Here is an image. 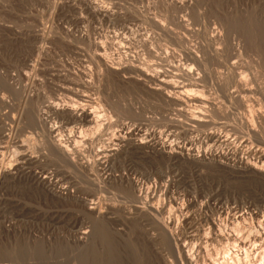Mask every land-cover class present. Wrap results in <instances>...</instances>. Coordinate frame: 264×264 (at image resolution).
Listing matches in <instances>:
<instances>
[{"label":"rangeland","instance_id":"rangeland-1","mask_svg":"<svg viewBox=\"0 0 264 264\" xmlns=\"http://www.w3.org/2000/svg\"><path fill=\"white\" fill-rule=\"evenodd\" d=\"M44 30L52 40L39 44L43 55L32 57L39 45L29 33ZM65 32L93 33L106 49L112 42L107 55L113 67L120 62L134 71L158 70L160 80H171L166 92L158 94L137 73L100 72L89 42ZM102 35L110 42L105 44ZM151 54H157L155 60ZM23 91L27 96L30 92L29 106H24ZM195 98H203L204 104L196 105ZM54 103L94 107L103 125L88 131L64 114L52 115L45 107ZM37 115L46 127L60 130L53 137L68 149H78L82 154L76 159L83 161L94 162L95 154L106 148L125 147L123 139L132 133L150 145L138 151L125 148L108 173L96 166V172L82 174L46 157L39 142L43 133L33 118ZM12 119L17 122L15 143L40 146L25 147L39 159L38 166L26 165L25 171L48 170L64 197L51 195L25 177L0 181V264H264V162L259 159L264 154V0H0V133L5 126L9 129ZM212 133L219 142L209 138ZM157 145L174 154L207 152L218 159L169 160L152 150ZM124 181L148 191L147 198L142 196L145 202L131 198ZM83 203L98 207L101 215L94 217ZM141 203L164 207L157 216L163 232L151 217L135 213ZM178 206L186 209L184 218ZM85 231L87 239L81 235ZM238 239L247 247L235 245Z\"/></svg>","mask_w":264,"mask_h":264},{"label":"bare ground","instance_id":"bare-ground-1","mask_svg":"<svg viewBox=\"0 0 264 264\" xmlns=\"http://www.w3.org/2000/svg\"><path fill=\"white\" fill-rule=\"evenodd\" d=\"M89 1V0H88ZM87 2V1H86ZM90 4V6H91V3H89ZM88 4V5H89ZM97 5V4H96ZM89 6V7H90ZM89 7H86L88 10L90 9L91 11H92V9L91 8H89ZM101 8H102V6H101ZM99 9V8H98ZM97 9V10H98ZM99 11H100V9H99ZM103 11V10H102ZM173 11V10H172ZM105 13V12H104ZM178 13V12H177ZM95 14V12H93V15ZM106 14V13H105ZM109 14V13H108ZM107 14V15H108ZM166 19V18H165ZM168 21V20H167ZM166 21V22H167ZM158 26V25H157ZM159 27V26H158ZM46 30V29H45ZM45 30L44 31H42V32H40V33H38V32H36V33H29L30 35H29V37H31V38H33L36 42H34L33 40V42L34 43H37L38 45L39 44H41L42 45V47H43V44L44 43H46L48 40L50 41V38L52 37V35L50 34V31H48L49 33H47V31L45 32ZM170 31V30H169ZM87 32V31H86ZM84 33V34H82V32L79 34V35H75V34H71V33H66L65 32V35L66 34H69V35H67V37H69V38H74V39H79L78 41H80L81 40V42H84V41H87V42H89V44H87V45H89V47H88V49L90 50V48L92 47L93 48V54H90V55H92L93 56V59H95L94 60V62H96L95 64H98V68H99V71L101 72V71H114V72H116V71H122L123 73H128V74H130V72L132 73H137L135 76L138 78V77H141L140 78V80L141 79H144V81L143 82H146V83H149V84H152V85H154L156 88H152V87H149V88H152L153 90H155V91H157L158 92V94H159V91H163V89H164V91H165V88H166V85H169L168 83H170L171 82V80H170V82H166L167 80H160V71H158V70H155V69H153V71H151L152 72V74H150L148 71H150V70H147V72L146 71H144V70H141V68H137L135 65L137 64V62H136V64H133L134 65V67L135 68H137L135 71L133 70V68H132V66H128V64L127 65H125V64H120V62H119V64H117L116 63V67L114 68L113 67V65L115 64H112L113 62H110V61H112V60H110V59H108V55L110 54H108L107 55V49H108V51L109 50H111V49H109L108 47H109V45H111L112 44V42H110L108 39H107V37H105V35L103 36V37H105L107 40L106 41H104V43L105 42H107V41H109L110 42V44L109 45H107L108 47H107V49L106 48H104V47H106V46H102L103 44L101 43V45H100V42L98 43V42H96V37H94V34L93 33ZM128 32V31H127ZM165 32V31H164ZM52 33V32H51ZM100 33V32H99ZM173 33V32H172ZM22 34V33H21ZM56 34V33H55ZM78 34V33H77ZM103 34V33H102ZM127 34V33H126ZM166 34V33H165ZM214 34V33H213ZM61 35V34H60ZM65 35H63V36H65ZM70 35H72V36H70ZM97 35V34H96ZM101 35H99V37H100ZM106 36H108V35H106ZM56 37H57V35H56ZM61 36H59V37H57V38H60ZM75 37H77V38H75ZM99 37L97 38V39H99ZM109 37V36H108ZM54 38H55V36H54ZM53 38V39H54ZM62 38V37H61ZM117 38V37H116ZM175 38V37H174ZM217 38V37H216ZM220 37H218V39H219ZM222 38V37H221ZM220 38V39H221ZM67 39V38H66ZM112 38L110 37V40H111ZM144 39V38H143ZM248 39H249V37H248ZM262 39H263V37H262ZM51 40H52V38H51ZM57 40V39H56ZM63 40V39H62ZM100 40V39H99ZM101 40H102V38H101ZM216 41H217V39H215ZM214 40V41H215ZM224 40H225V38H224ZM61 41V40H60ZM74 41H76V43H78L77 42V40H74ZM221 41V40H220ZM66 42V41H65ZM67 42H68V40H67ZM86 42V43H87ZM142 42V41H141ZM70 43V42H69ZM182 43V42H181ZM215 43V42H214ZM213 43V44H214ZM245 43V42H244ZM37 44H35V45H37ZM105 44H107V43H105ZM118 44V43H117ZM127 44V43H126ZM132 44V43H131ZM144 44H146V43H144ZM45 45V44H44ZM184 45V44H183ZM249 45V44H248ZM70 46V45H69ZM37 46H35V49L33 50V56L32 57H34V54L35 55H43V54H41L42 53V47H40V45H39V47H37ZM45 47V46H44ZM111 47V46H110ZM213 47V46H212ZM240 47V46H239ZM91 48V49H92ZM201 48V47H200ZM208 48V47H207ZM85 49H87V48H85ZM100 49H101V51H100ZM158 49V48H157ZM192 49V48H191ZM206 49V48H205ZM219 49V48H218ZM239 49V48H238ZM113 50H114V48H113ZM193 50V49H192ZM226 50H227V48H226ZM225 50V51H226ZM234 50V49H233ZM237 50V49H236ZM92 51V50H91ZM91 51H89L90 53H92ZM198 51H200V50H197V52ZM207 51V50H206ZM210 51V50H209ZM214 51V50H213ZM238 51V50H237ZM195 52V51H194ZM197 52H195V53H197ZM233 52V51H232ZM184 53V52H183ZM194 53V54H195ZM223 53V52H222ZM158 54V53H157ZM156 54V55H157ZM202 54H203V52H202ZM202 54H199V55H202ZM39 55V56H40ZM152 56H153V54H151ZM155 55V56H156ZM184 55H186V56H190V54L187 52V53H184ZM224 55H225V52H224ZM150 56V55H149ZM152 56H151V58H152ZM155 56H153V60H155V58L157 57H155ZM160 55H158V57H159ZM167 56V55H166ZM169 56V55H168ZM205 56V55H204ZM31 57V56H30ZM91 57V56H90ZM122 57V56H121ZM193 57V56H192ZM199 57V56H198ZM203 57V56H202ZM135 58V57H134ZM162 58V57H161ZM191 58V57H190ZM196 58V57H195ZM229 58V57H228ZM91 59H92V57H91ZM158 59V58H157ZM165 59V58H164ZM169 59V58H168ZM192 59V58H191ZM260 59V58H259ZM110 60V61H109ZM159 60H160V58H159ZM158 60V61H159ZM163 60V59H162ZM196 60H197V58H196ZM201 59H199V60H197V61H200ZM226 60V59H225ZM228 60V59H227ZM149 61V60H148ZM166 61H167V59H166ZM196 61V62H197ZM204 61V60H203ZM145 62V61H144ZM147 62V61H146ZM145 62V63H146ZM160 62V61H159ZM163 62V61H162ZM171 62V61H170ZM191 62H192V60H191ZM152 64H153V62H151ZM227 63V62H226ZM84 64V63H83ZM155 64V63H154ZM158 64V63H157ZM156 64V65H157ZM160 64V63H159ZM200 64V63H199ZM235 64V63H234ZM89 65V64H88ZM131 65V64H130ZM139 65H140V63H139ZM151 65V64H150ZM155 65V66H156ZM161 66L163 65V64H160ZM159 65V66H160ZM183 65V64H182ZM186 65V64H185ZM184 65V66H185ZM201 65V64H200ZM200 65H198V66H200ZM227 65H228V63H227ZM31 66V65H30ZM141 66V65H140ZM147 66V65H146ZM149 66V65H148ZM148 66H147V68H148ZM170 66H173V65H170ZM231 66V65H230ZM232 66H233V63H232ZM33 67L34 66H32V70H33ZM156 67H158V66H156ZM167 67V66H166ZM177 67H178V65H177ZM234 67V66H233ZM236 67V66H235ZM27 68V67H26ZM88 68V67H87ZM96 68V67H95ZM134 68V69H135ZM151 68V67H150ZM168 68H170V67H168ZM172 68V67H171ZM187 68V67H186ZM201 68V67H200ZM230 68V67H229ZM30 69V70H31ZM157 69V68H156ZM182 69V68H181ZM232 68H230V70H231ZM30 70H28L29 72H30ZM31 70V71H32ZM79 70V69H78ZM77 70V71H78ZM96 69H94V71H95ZM187 70V69H186ZM193 70V69H192ZM191 70V71H192ZM205 70V69H204ZM235 70H237V69H235ZM33 71H35V73H36V69L34 68V70ZM86 71V70H85ZM169 71V70H168ZM176 70H174V72H175ZM183 71V70H182ZM190 71V70H189ZM227 71V70H226ZM95 72H97V71H95ZM173 72V71H172ZM177 72V71H176ZM175 72V73H176ZM179 72H180V70H179ZM201 72V71H200ZM228 72V71H227ZM71 73V72H70ZM81 73V72H80ZM83 73V72H82ZM81 73V74H82ZM94 73V72H93ZM108 73V72H107ZM162 73V72H161ZM165 73H166V71H165ZM183 73V72H182ZM187 73H189V72H187ZM233 73L234 74H236V71L234 72L233 71ZM27 73L25 72V74L24 75H26ZM30 74V73H29ZM73 74V73H72ZM89 74V73H88ZM116 74H118L117 72H116ZM167 74V73H166ZM177 74V73H176ZM231 74V73H230ZM234 74H232V75H234ZM242 74V73H241ZM32 75V74H31ZM31 75H28V76H30L31 77ZM35 75V74H34ZM71 75V74H70ZM79 75V74H78ZM78 75L76 76L77 78H78ZM84 75V74H83ZM173 75H174V73H173ZM180 75V74H179ZM184 75V74H183ZM192 75V74H191ZM201 75V74H200ZM225 75V74H224ZM244 75V74H243ZM75 76V75H74ZM73 76V77H74ZM118 76V75H117ZM127 76V75H126ZM168 76H169V74H168ZM190 76V75H189ZM206 76V75H205ZM208 76V75H207ZM239 76V75H238ZM237 76V77H238ZM242 76V75H241ZM26 77V76H25ZM75 77V78H76ZM80 77V76H79ZM83 77V76H82ZM93 77H95V76H93ZM172 77V76H171ZM175 77V76H174ZM179 77V76H178ZM187 77V76H186ZM192 77V76H191ZM196 77V76H195ZM218 77H220V76H218ZM230 77V76H229ZM240 77V76H239ZM27 78V77H26ZM26 78H25V80H26ZM34 77H32V79H33ZM81 78V77H80ZM90 78V77H89ZM136 78V80H138ZM164 78V77H163ZM180 78V77H179ZM182 78V77H181ZM180 78V79H181ZM188 78V77H187ZM190 78V77H189ZM188 78V79H189ZM223 78V77H222ZM225 78H226V76H225ZM231 78V77H230ZM233 78V77H232ZM232 78H231V80H232ZM31 79V78H30ZM35 79V78H34ZM88 79V78H87ZM93 79V78H92ZM174 79V78H173ZM200 79V78H199ZM207 79V78H206ZM240 79V78H239ZM244 79H245V77H244ZM244 79L243 80H241V81H239V82H241L242 83V81H244ZM21 80V79H20ZM76 80V79H75ZM81 80H83V79H81ZM193 79H191V81H192ZM197 80V79H196ZM200 80H202V79H200ZM26 81H28V80H26ZM32 81V80H31ZM77 81L78 82H81V81H79L78 79H77ZM85 81V80H84ZM93 81H94V79H93ZM127 81V80H126ZM183 81V80H182ZM187 81V80H186ZM191 81H189V83L191 82ZM221 81V80H220ZM230 81V79L228 80V82ZM246 81V80H245ZM19 82V81H18ZM28 82H30V81H28ZM27 82V83H28ZM34 82H35V80H34ZM78 82H77V84H78ZM83 82V81H82ZM90 82V81H89ZM89 82H87V84L89 83ZM141 82H142V80H141ZM188 82V81H187ZM194 82V81H193ZM192 82V83H193ZM200 82V81H199ZM225 82H227L226 80H225ZM227 82V83H228ZM23 83V82H22ZM95 83V82H94ZM97 83V82H96ZM174 83V82H173ZM183 83H185V82H183ZM191 83V84H192ZM197 83V82H196ZM226 83V84H227ZM32 84V83H31ZM34 84V83H33ZM85 84H86V82H85ZM90 84V83H89ZM194 84V83H193ZM192 84V85H193ZM230 84V83H229ZM240 84V83H239ZM81 85V84H80ZM91 85V84H90ZM89 85V86H90ZM174 85V84H173ZM181 85V84H180ZM179 85V86H180ZM186 84H184V86H185ZM222 85V84H221ZM234 85V84H233ZM88 86V87H89ZM92 86H93V83H92ZM177 86V85H176ZM183 86V85H182ZM180 87V91L182 90H184V89H186L185 87ZM194 86H196V85H194ZM201 86V85H200ZM226 86V85H225ZM237 86V85H236ZM247 86V85H246ZM24 87H28V85L27 86H24ZM76 87V86H75ZM82 87V86H81ZM169 87V86H168ZM190 87H193V86H190ZM197 87V86H196ZM244 87V86H243ZM145 88V87H144ZM162 88V89H161ZM228 88V87H227ZM230 88V87H229ZM65 89V88H64ZM90 89V88H89ZM91 89H92V87H91ZM143 89V88H142ZM152 89H151V91H152ZM174 89H176L177 90V88H174ZM23 90H24V88H23ZM28 90V89H27ZM26 90V91H27ZM70 90V89H69ZM166 90H167V88H166ZM179 90V89H178ZM188 90V89H187ZM226 90V89H225ZM68 91V90H67ZM169 91V90H168ZM167 91V92H168ZM173 91V90H172ZM189 91V90H188ZM194 91V90H193ZM24 92V91H23ZM86 92V91H85ZM153 92V91H152ZM151 92V93H152ZM166 92V91H165ZM165 92H163V94H165ZM170 92V91H169ZM179 92V91H178ZM184 92V91H183ZM186 92V91H185ZM25 93V92H24ZM30 93V92H29ZM28 93V96H27V93H25V97H24V106H26L27 105V103L29 104V97H30V94ZM72 93V95L73 94H75V95H77L78 93H73V92H71ZM86 93H88V92H86ZM150 93V92H149ZM161 93V92H160ZM171 93V92H170ZM187 93V92H186ZM185 93V94H186ZM194 93V92H193ZM225 93V92H224ZM157 94V93H156ZM169 94V93H168ZM174 94V93H173ZM184 94V93H183ZM74 95V96H75ZM80 95V94H79ZM78 95V96H79ZM171 95V94H170ZM169 95V96H170ZM177 95V94H176ZM179 95V94H178ZM24 96V95H23ZM186 96V95H185ZM191 96H193L192 94H191ZM77 97V96H76ZM80 97V96H79ZM79 97H77V98H79ZM161 97H163L162 95H161ZM165 97H166V94H165ZM170 97H172V96H170ZM229 97V96H228ZM235 97V96H234ZM74 98V97H73ZM81 98V97H80ZM158 98V97H157ZM167 99L169 98L168 96L166 97ZM230 98V97H229ZM76 99V98H75ZM164 99V98H163ZM181 99V98H180ZM184 99V98H183ZM196 99V98H195ZM198 99V98H197ZM194 100L197 104L196 105H202V104H204L203 102H202V99L200 100ZM234 99V98H233ZM55 100V99H54ZM79 100V99H78ZM77 100V101H78ZM169 100V99H168ZM187 100V99H186ZM205 100V99H204ZM60 101V100H59ZM76 101V100H75ZM79 101H84V100H79ZM184 101V100H183ZM31 102V101H30ZM46 102V101H45ZM168 102V101H167ZM170 102H172V101H170ZM191 102V101H190ZM207 102V101H206ZM31 104V103H30ZM29 104V105H30ZM34 104V103H33ZM74 104V103H73ZM22 105V104H21ZM29 105H27V106H29ZM46 105V104H45ZM70 105V104H69ZM79 105H81V104H79ZM91 105V104H90ZM94 105V104H93ZM195 105V104H194ZM242 105V104H241ZM244 105V104H243ZM172 106V105H171ZM199 106H197V107H199ZM79 107V106H78ZM75 108V107H69V106H61V105H58V104H56V103H54V104H50L49 106H46L45 107V109H46V111L48 112V113H50V114H64V116L66 115V116H68L69 117V120H71V122H73V123H78V124H80V126L82 125V126H86V127H88L89 128V130L88 131H92V130H94V132H95V129H97V131H98V129H99V127L101 126V125H103V124H101V122L103 121L102 120V114H101V116L99 115L100 113H98L95 109H94V107L92 108L91 106H81L80 108ZM96 107V106H95ZM194 107V106H193ZM28 108V107H27ZM29 109V108H28ZM98 109V108H97ZM201 109V108H200ZM203 109V108H202ZM24 110V109H23ZM38 110V109H37ZM203 111V110H202ZM21 114H22V112H21ZM23 114H25V111L23 112ZM35 114H36V112H35ZM39 115V114H38ZM38 115L37 116H33V118H34V122H35V125L37 126V127H39V129H41L42 130V132L41 133H43V139H42V137L40 136V135H37L38 137L40 136L41 137V140L39 141L40 142V145H41V142H42V145H41V147H43V148H41V149H43V151H46L48 154H49V156H46V157H51V159L53 160H55L57 163H58V165H63V166H70L71 165V167H72V169H75L77 172H79V173H82V174H87V173H90L91 172V174H92V172L93 171H95L94 170V168L96 167V166H99V167H101V168H103L104 170H105V172L107 171V173H108V171L111 169V167H112V165H114V162L118 159V158H120L124 153H125V148H131V149H133V151L136 149L137 151H138V149H144L145 147L147 148V146H149V145H147L146 143H145V141L144 142H142V141H140L141 140V138H140V140H138V138L137 137H134L135 135L133 134H130V135H128V137H127V139L126 138H124L123 139V142H125L124 144L126 145L125 147H118V148H111V149H108V148H106V149H104V150H102V152H99V154H95L96 155V159H95V161L93 162V160H91L92 162H90V160H88V161H83V158H82V160H81V157L79 158V159H76L78 156H76V155H80V154H82V153H80L79 152V154H78V149L76 150L74 147V149H68V146L66 145H61L58 141H57V139H55L57 136L55 135V134H57L58 132H60V130H58V132L56 133V129L54 130L53 128H51V127H46V125H44V123H43V121L38 117ZM21 115H19V117H20ZM59 116H61V115H59ZM104 116V115H103ZM197 117H199V116H197ZM206 117V116H205ZM14 118V117H13ZM30 118V117H29ZM16 119V118H15ZM20 119V118H19ZM21 120V119H20ZM20 120H17L16 119V121H18V123H19V121ZM43 120H44V118H43ZM4 121V120H3ZM11 122H13L12 123V125L11 126H9V129L8 130H6L5 129V127H4V129H3V131L0 133V141H1V143H0V181L1 180H3V181H5V180H9V179H12V180H16V179H20L21 180V178H24L25 177V179H27V180H29V181H31L33 184H35V185H37V186H39V187H42L43 189H45L47 192H49L51 195L53 194L54 196H57V198L58 197H61V196H63L64 194H61L62 192L58 189V191H57V189H55V188H57V187H55L54 185L55 184H53L54 182H52V180H51V177H50V172H48V170H41L40 172L39 171H31V170H28L27 172L25 171V169H24V166H26V165H35V166H38V163H39V159H37L36 157H34V156H32V154L30 155V154H28V152H27V150L25 149V147H28L29 145H27V143H26V145L27 146H25L24 147V145L22 144V145H19L17 142L15 143L14 141H13V139H12V136H13V134L15 133L16 134V132H15V129H14V127H13V125H15V123H17V122H15V120L14 119H12V121ZM194 122H195V124L198 122V120H197V122L194 120ZM247 122V121H246ZM209 123V122H208ZM194 124V125H195ZM200 124V123H199ZM17 125V124H16ZM15 125V126H16ZM53 125V124H52ZM204 125V124H203ZM206 125H208L207 123H206ZM253 125V124H252ZM51 126V125H50ZM249 126H251V125H249ZM19 128V127H18ZM56 128V127H55ZM62 128V127H61ZM245 128V127H244ZM248 128V127H247ZM33 129V128H32ZM101 129V128H100ZM84 131V130H83ZM254 131V130H253ZM5 132H8V133H5ZM18 133L19 132H21L20 130H18L17 131ZM255 132V131H254ZM97 133V132H96ZM115 133V132H114ZM100 134V133H99ZM136 134V133H135ZM143 134V133H142ZM151 134V133H150ZM18 135V134H17ZM53 135H54V137H53ZM60 135V134H59ZM58 135V136H59ZM95 136V135H94ZM93 136V137H94ZM113 136V135H112ZM16 137V136H15ZM141 137V136H140ZM144 137V136H143ZM142 137V138H143ZM97 138V137H96ZM114 138V137H113ZM209 138L211 139V140H214V141H218L219 142V139H220V137H218L217 136V134H214V133H212V134H209ZM209 138H208V140H209ZM62 139V138H61ZM90 139V138H89ZM144 139V138H143ZM206 139V138H205ZM43 140V141H42ZM86 140V139H85ZM96 140V139H95ZM89 141V140H88ZM108 141V140H107ZM213 141V142H214ZM71 142V141H70ZM86 142V141H85ZM91 142V141H90ZM68 143V142H67ZM73 143V142H72ZM34 143H30V146H32ZM63 144H65V143H63ZM91 144V143H90ZM109 144V143H108ZM123 144V143H122ZM37 145V144H36ZM69 145V144H68ZM71 145V144H70ZM103 145V144H102ZM106 145V144H105ZM30 146H29V148H30ZM34 146V145H33ZM32 146V148H35V147H33ZM74 146H76V145H74ZM78 146V145H77ZM39 147V148H38ZM72 147V146H71ZM78 148V147H77ZM101 148V147H100ZM189 148V147H188ZM35 149H40V146H37V148H35ZM29 150V149H28ZM30 150H32V151H34L33 149H30ZM74 150V152H72ZM149 150V149H148ZM152 150L156 153H161V154H163V155H165L169 160L170 159H175V158H181V159H183V157L185 158V159H188V160H190V161H192V162H194V161H201V160H203V161H210V160H215V161H217V159H218V157H216V156H213L212 154H209V153H205L204 152V154L203 155H201V154H192L191 152H189V151H186L185 153H173V152H171V151H167V149L164 147V146H153V148H152ZM39 151V150H38ZM80 151V150H79ZM96 151V150H95ZM99 151V150H98ZM180 151V150H179ZM39 152H41L42 153V155H43V152H42V150H40ZM88 152V151H87ZM86 152V153H87ZM127 152H129V151H127ZM198 152V151H197ZM29 153H31V152H29ZM98 153V152H97ZM35 154V153H34ZM38 154V153H37ZM40 154V153H39ZM151 154H153V153H151ZM262 154V153H261ZM260 154V156L261 157H259V159H260V161H261V159L263 160L262 162H264V154H262L261 155ZM41 155V154H40ZM39 155V156H40ZM95 155H93V156H95ZM38 156V155H37ZM45 156V155H44ZM84 157V156H83ZM38 158H40V157H38ZM93 158H95V157H93ZM125 158V157H124ZM178 158V159H179ZM220 158V157H219ZM41 159H42V157H41ZM43 159H45V157L43 158ZM50 159V158H49ZM89 159V158H88ZM173 159V160H174ZM51 160V161H52ZM122 160V159H121ZM187 160V161H188ZM44 161V160H43ZM248 161V160H247ZM117 162V161H116ZM121 162V161H120ZM261 162V163H262ZM40 163H42V161L40 162ZM252 163V162H251ZM43 164V163H42ZM117 164V163H116ZM207 164V163H206ZM209 164V163H208ZM239 164H240V162H239ZM217 165V164H216ZM222 165V164H221ZM48 166H49V164H48ZM48 166H44V167H46V169H48L47 167ZM63 166H61V167H63ZM65 166V167H66ZM224 166V165H223ZM242 166V165H241ZM240 166V167H241ZM43 167V168H44ZM98 167V168H99ZM245 167H247V168H255L256 169V165L255 164H250V163H246V165H245ZM258 167V166H257ZM37 168V167H36ZM64 168V167H63ZM68 168V167H67ZM70 168V167H69ZM113 168V167H112ZM259 168V167H258ZM65 170V169H64ZM245 170V169H244ZM252 170V169H251ZM254 170V169H253ZM257 170V169H256ZM259 170V169H258ZM263 170V169H262ZM54 171V170H53ZM73 171V170H72ZM67 172V171H66ZM96 172V171H95ZM110 172V171H109ZM245 172H246V170H245ZM71 173V172H70ZM54 174V173H53ZM76 175V174H75ZM58 176V175H57ZM108 176V175H107ZM127 176V175H126ZM95 177V176H94ZM83 178V177H82ZM114 178V177H113ZM108 179V178H107ZM128 179V178H127ZM102 180V179H101ZM101 180H99V181H101ZM113 180V179H112ZM116 181V180H115ZM120 181H123V178H121L120 179ZM117 182V181H116ZM124 182H126V185H128L129 187L128 188H130L131 189V191H129V192H132L133 193V196H131V198L133 197L134 199H135V201H137L138 203H140V200L142 201V200H144L143 199V197L142 196H144L143 194H145V193H147V192H143V188H141V187H139V185H137V183H135V182H129V181H124ZM108 183V182H107ZM106 183V184H107ZM122 183V182H121ZM5 184V183H4ZM95 184V183H94ZM103 184V183H102ZM114 184H115V182H114ZM124 184V183H123ZM101 185V184H100ZM121 185V184H120ZM104 187V186H103ZM118 187V186H117ZM123 186H121V188H122ZM146 188V187H145ZM130 189H128V190H130ZM147 190V189H146ZM48 194V193H47ZM66 194V193H65ZM128 194V193H127ZM149 194V193H148ZM69 195V194H68ZM125 195V194H124ZM123 195V196H124ZM147 194H145V196H146ZM150 195V194H149ZM157 196V195H156ZM64 197V196H63ZM125 197V196H124ZM154 197V196H153ZM152 197V198H153ZM127 198H128V196H127ZM146 198H147V196H146ZM161 198H162V196H161ZM144 202H145V200H144ZM146 202H147V199H146ZM174 203H175V201H173ZM173 202H171V203H173ZM82 203V202H81ZM86 203V202H85ZM138 203H136V204H138ZM155 203V202H154ZM169 203V202H168ZM84 204V203H83ZM131 204H133V203H131ZM159 204V203H158ZM158 204H150L149 205V203H144L143 205H142V203H141V207H136V209H135V213L138 215V216H140V217H151V219H153L154 221H155V223L157 224V227L163 232V230H164V226H163V224H161V222H159L158 220H157V216H161V215H163L162 213H163V210H165V209H163L164 207H162V208H159V205ZM176 204H178L177 202H176ZM89 205L90 204H84V207L86 208V209H84V210H88V212L90 211V212H92V214H94L93 216L95 217V216H99V214H100V211H99V208L98 207H96V206H93V207H89ZM170 206H171V209L173 208L172 207V205L173 204H169ZM168 206V205H167ZM83 207V208H84ZM175 207V206H174ZM181 206H178V207H176L175 209H176V211L177 212H179L182 216L184 215V214H182V212L183 211H185L183 208H180ZM102 211V210H101ZM227 213V212H226ZM171 214V213H170ZM186 214V213H185ZM101 215V214H100ZM183 218H184V216H183ZM98 219V218H97ZM170 219V218H169ZM173 219V218H172ZM237 219V218H236ZM224 220V219H223ZM228 220V219H227ZM100 221V220H99ZM225 221H226V219H225ZM236 221V220H235ZM234 221V222H235ZM4 223V222H3ZM166 223H168L167 221H166ZM229 223V222H228ZM261 223V222H260ZM1 224V223H0ZM170 225H171V223H169ZM168 224V225H169ZM215 225L217 224V223H214ZM221 224V223H220ZM231 224H233V223H231ZM238 224V223H237ZM257 224V223H256ZM4 225V224H3ZM2 225V226H3ZM226 225V224H225ZM224 225V226H225ZM235 225V224H234ZM262 225V224H261ZM221 226H222V224H221ZM6 227V226H5ZM4 227V228H5ZM215 227V226H214ZM220 227V226H219ZM1 228V227H0ZM229 228H230V226H229ZM233 228H237V226H235V227H233ZM220 229H222V227L220 228ZM227 230V229H226ZM2 231V230H1ZM0 231V232H1ZM218 231V230H217ZM238 231V230H237ZM3 232H5V231H3ZM8 232H9V229H8ZM239 232V231H238ZM245 232V231H244ZM258 232V231H257ZM224 233H225V231H224ZM250 233V232H249ZM91 234V233H90ZM4 235V234H3ZM81 235L83 236V238H85V239H87V238H89L88 236H89V233H87L86 231L84 232V233H81ZM88 235V236H87ZM255 235V234H254ZM214 236V235H213ZM233 236V235H232ZM256 236V235H255ZM260 236H262V235H260ZM87 237V238H86ZM171 237V236H170ZM249 236H247L246 238H248ZM254 237V236H253ZM263 237V236H262ZM79 238H80V236H79ZM236 238H238V237H236ZM241 238H242V236H241ZM249 238H251V237H249ZM258 238H260V237H258ZM81 239V238H80ZM234 240V239H233ZM236 240V239H235ZM251 240V239H250ZM254 240V239H253ZM252 240V241H253ZM80 241V240H79ZM88 241H89V239H88ZM248 241V240H247ZM255 241H256V239H255ZM259 241V240H258ZM262 241H264V240H262ZM237 243L235 244V242H234V244L235 245H239V244H242V247H243V249H244V246L246 245V247H247V244L245 243V242H241V239H238L237 241H236ZM238 242H239V244H238ZM81 243H82V241H81ZM87 243V242H86ZM250 243V242H249ZM249 243H248V245H249ZM264 244V243H263ZM262 244V245H263ZM83 245H85V242H84V244ZM233 245V244H232ZM252 245V244H251ZM237 246H234V247H237ZM255 246H256V244H255ZM241 248V247H240ZM242 249V248H241ZM252 249V248H251ZM182 250V249H181ZM230 250V249H229ZM255 250V249H254ZM225 251V250H224ZM246 251V250H245ZM264 251V250H263ZM178 252V251H177ZM226 252H227V250H226ZM248 252V251H247ZM246 253V252H245ZM263 253V252H262ZM184 254V253H183ZM246 255V254H245ZM179 256V255H178ZM249 256V255H248ZM188 256H186L185 258L187 259L186 260V263L188 262V259H189V257L187 258ZM225 257V256H224ZM228 258V257H227ZM226 258V259H227ZM249 258V257H248ZM225 259V258H224ZM190 260V259H189ZM192 261V260H191ZM194 262V261H193ZM196 262V261H195ZM216 262V261H215ZM188 264H190V263H188ZM191 264H192V262H191ZM197 264V263H196ZM225 264V263H224ZM232 264V263H231Z\"/></svg>","mask_w":264,"mask_h":264}]
</instances>
